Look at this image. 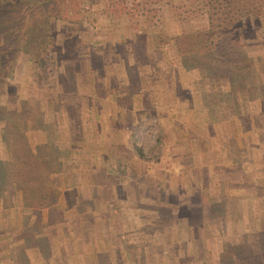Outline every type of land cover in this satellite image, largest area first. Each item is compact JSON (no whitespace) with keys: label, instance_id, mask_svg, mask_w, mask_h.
<instances>
[{"label":"rangeland","instance_id":"rangeland-1","mask_svg":"<svg viewBox=\"0 0 264 264\" xmlns=\"http://www.w3.org/2000/svg\"><path fill=\"white\" fill-rule=\"evenodd\" d=\"M87 1L97 7L99 17L92 12L87 18L78 0H69L67 11L62 0H50L41 6L23 3L12 12V19L18 18L10 28L22 36L43 25L53 56L31 60L29 56L46 55V49L36 52L30 46H13L10 64L0 67V80L5 72L3 84L10 90L0 89V109L5 115L10 110L3 106L17 108L21 115L27 109H42L43 138H54L53 146L46 144L43 151H69L68 176L57 177L59 211L42 206L23 212L19 187L9 193L7 205L4 193L0 195V264H8L12 255L7 247L10 225L1 216L4 210L11 221L17 216L21 222L33 218L45 208L48 220L63 218L72 213L65 201L78 194L80 184L85 192L79 199L92 200L85 186L96 182L92 174L100 179L103 172L113 173L115 183L135 185L133 178L126 182L122 178L132 157L138 161L133 171L137 167L146 171L139 177L147 189L140 201L142 190L131 191L134 187L129 185L115 204L108 199L103 217L115 215L125 224L115 223L112 228L117 233L105 241L109 249L116 244L118 253L97 264H208L221 251L231 253L222 256L219 264H264V43L260 42L264 35L257 34V43L247 46L252 60L249 65L248 58L241 69V83L237 71L227 69L240 59L232 58L236 45L221 50L222 66L213 74L209 68L206 72L207 62L174 60L180 52L175 51L174 36L182 28L189 32L190 18L179 21L165 0H159V8L154 0H146L142 16L139 1L127 0L129 8L115 20L103 19L100 0ZM131 11L135 13L128 26L126 15ZM183 42L178 45L181 49L188 44ZM254 67L255 74L248 76ZM227 79L234 84L228 85ZM128 119L135 124L131 140L142 156L132 145H124L126 139L120 135L118 127ZM5 124L1 114L2 160L9 157L2 140ZM15 124L20 125L14 121L9 128L13 135ZM27 133L31 134L29 129ZM42 174L40 182L45 183L53 175L48 166ZM220 233L228 236L226 248ZM249 233L255 242H239L237 237ZM249 254L256 255L255 262ZM21 256L15 251L14 262Z\"/></svg>","mask_w":264,"mask_h":264},{"label":"trees","instance_id":"trees-1","mask_svg":"<svg viewBox=\"0 0 264 264\" xmlns=\"http://www.w3.org/2000/svg\"><path fill=\"white\" fill-rule=\"evenodd\" d=\"M44 1L48 2L50 0H0V42L6 43L0 45V67L5 62L10 64L12 57L10 58L8 53L16 46H30L34 48L36 52L40 47L46 49V55L40 53V56H37L38 54L32 57L29 56L31 60H38L45 56H47V59H52L51 44L48 43V35H45L46 30L43 25L41 28H34L32 33L28 31L24 36L16 33L15 29L10 28L11 25L17 21L18 16H16L15 19H12L11 16L13 14L12 12L16 10L18 6H21L23 3H26L29 7L31 4L33 6H41ZM126 1L127 0H100L102 5L98 8L101 9V12H104L103 19L105 17H112L115 20L117 19V15H123L124 12L122 9L129 8L127 7L128 4ZM138 1V4L141 5L140 14L142 16L145 14L144 3L146 0ZM152 2L157 4V8H159V0H154ZM165 2L172 5L175 17L179 21L185 16L190 18L189 32L181 27V33L174 36L173 43H176V46L174 45L176 48L175 51H180L177 55L175 54L174 60L181 62L182 59L190 60V58H192L195 59V62H199L198 65H200V62H207L209 64L206 65L210 66L206 68V72L208 68L211 73L212 71L217 72L216 69H220L222 66L220 64V61L223 60L221 59V50L227 47L232 48L233 45H236L237 48H232L236 51V53L233 54L235 56L232 58L233 60L237 57L240 59L235 60L237 63L234 62L233 65H228L227 69L232 70V73L237 71L238 76L241 77V83H244L241 69L246 67L245 62H247L248 58L250 59V62H247L249 65L252 60V57H247V46L251 43H257V34L264 35V0H165ZM78 3L81 12H84L87 18L90 14H94L92 12H95V17L101 15L97 13V7L93 5L89 6L87 0H78ZM109 5L116 6L118 9H111ZM62 6L65 7L64 11H67L68 6L70 10L69 0H62L61 7ZM130 7L135 8V5H131ZM74 13L77 15L75 9ZM134 13L135 11L133 13L131 11L130 15H126L129 20L128 26L131 25L130 20L132 17L130 16ZM2 29L3 31H1ZM41 37L45 40L42 41ZM20 38H22L21 43H16ZM183 41H187L188 44L181 49L178 45L184 43ZM260 42L264 43V40L261 39ZM243 45L245 49L239 48ZM232 66L234 67L233 69ZM9 70H11V67L7 69V72ZM253 73L255 74V67L250 75L247 71V75L250 77H253ZM4 74L6 73L4 72ZM4 74L2 73L1 76L0 89L6 87V90L10 92L8 86L3 84ZM230 79L233 80V77ZM230 79H227L226 83H228V85H233L234 83L233 81H229ZM46 82L45 80L43 83L46 84ZM261 86H264V83H262ZM3 108L10 110V115L8 113L5 115L3 113L5 111L0 109V115L2 114L6 120L2 140L9 152L8 159H0V195H3V193L5 195L3 196L5 199L4 204H9L11 201L9 193L15 191L16 187H19L23 212L29 214L34 211V208L42 206H49L53 211H59L60 190L57 185V177L62 175L63 177L68 176L66 156L69 151L67 149V153L64 149H53L50 153H45V151H43L44 146L46 144L49 146L50 141L54 140V138L50 136L43 138L42 131L44 129L41 123L42 109L39 111L37 109H27L29 111L21 115L17 108L15 111L12 108L10 109L4 106L2 109ZM22 110H25V108ZM14 121L20 124L14 125L17 131L15 135H13V132L9 129L12 128L11 124ZM28 129L33 136L38 134L40 138L37 140L35 137L28 138L27 135H31L28 133L26 134V130ZM50 144V147L53 146L52 143ZM131 145L137 155L142 156L138 146L132 142ZM23 147L24 149H22ZM223 158L225 157L223 156ZM46 166H48L53 173L48 183H45L46 181L42 182L44 181L42 171ZM40 179L42 180L41 182ZM220 235L222 236V246L226 248L227 244H229L227 241L228 236L224 237L221 233ZM254 238V235H250V233L245 238L237 237L239 242L247 244H249V242H255ZM230 253L231 252L226 253V251H221L215 259V262L219 264L222 262L221 257ZM255 256L254 254H249L250 259L254 262L256 261ZM229 257L233 258L230 255ZM215 262H209L208 264H214Z\"/></svg>","mask_w":264,"mask_h":264},{"label":"crops","instance_id":"crops-1","mask_svg":"<svg viewBox=\"0 0 264 264\" xmlns=\"http://www.w3.org/2000/svg\"><path fill=\"white\" fill-rule=\"evenodd\" d=\"M124 121H128V123L126 124ZM124 121H122L123 124L118 128L122 130L120 131V135L124 136L122 138L126 139L124 145L130 146L131 142H133L131 140V128L134 127L135 124H133L130 119ZM111 126L116 127L117 125ZM127 126L129 129L128 133L126 131ZM114 136H117V134L115 133ZM130 150L132 151V149ZM129 160H132L129 165H127L129 168L127 167L126 170H123V175H121L122 178L125 177V182L128 178L136 180L135 185H131L128 182L123 186V180H121V183H115V180L112 179L113 173L103 172L102 178L100 179H96V175L92 174L96 182H88L87 185H85L88 189L87 192H91L89 193V199L92 200L79 199L83 197L85 192L82 189V184H80L78 194L72 195V199L65 201L66 206L72 213L63 218L59 217V219L48 220L47 210H45V208L43 211L41 209V212H39V209L33 218H26L21 222V218L17 216L11 221V218L9 219L8 217V211L4 210V214H1V216L5 218L7 224L10 225L9 235H11L7 247L12 251V255H9L12 259L10 258L8 264H97L99 261H103L104 258V263L109 262L111 256L116 255L119 249L116 248V244L113 245L114 248L109 249L105 241L113 239V235L117 233L118 229L113 230L112 228L115 223L125 224V222L121 221L120 218L115 215L113 217H103L104 209L108 208L107 206L110 205L108 199L111 198L114 203V201H117L115 198H118L119 193H122L129 185V187H134L131 191L134 189L142 190H140L141 195L137 197V200L140 201L144 196L143 191L147 189L139 177L141 175L143 177L146 171L143 169L140 171L138 167L133 171L132 168L134 167H132V165H135L138 161L134 157ZM93 172L96 171H92V173ZM137 181H139V183ZM66 189L67 191L72 190L71 188ZM131 194L132 193H130V195ZM13 206L14 205H12V207ZM20 225H22L24 229H21ZM82 226L83 231L81 228ZM31 230L34 233L32 235L28 233ZM17 250L22 254V258L18 263L17 261L14 262L13 257V253ZM93 259L95 261H93Z\"/></svg>","mask_w":264,"mask_h":264}]
</instances>
